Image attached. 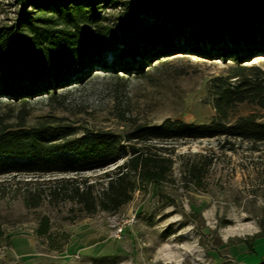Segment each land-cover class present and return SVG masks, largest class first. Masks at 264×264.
Masks as SVG:
<instances>
[{
  "label": "rangeland",
  "instance_id": "obj_1",
  "mask_svg": "<svg viewBox=\"0 0 264 264\" xmlns=\"http://www.w3.org/2000/svg\"><path fill=\"white\" fill-rule=\"evenodd\" d=\"M11 2L0 0V22L13 17ZM108 14L113 18L112 10ZM120 47L106 50L108 67L87 70L80 84L29 99L25 124L47 116L79 131L116 133L165 119L208 125L217 117L215 79L236 81L233 61L182 52L159 63L160 56L147 61L140 76L109 70ZM243 64L264 71V57ZM0 108L8 116L24 114L6 99ZM246 114L262 120L264 108L239 104L228 122ZM136 145L170 158V170L158 182L132 177V197L115 212L88 213L78 202L48 199L45 193L54 180L70 177L92 182L97 194L103 172L122 160L72 174L1 173L0 264H251L264 258V142L220 134ZM193 165L197 177L190 173ZM132 214L119 237L112 236L115 223Z\"/></svg>",
  "mask_w": 264,
  "mask_h": 264
},
{
  "label": "trees",
  "instance_id": "obj_2",
  "mask_svg": "<svg viewBox=\"0 0 264 264\" xmlns=\"http://www.w3.org/2000/svg\"><path fill=\"white\" fill-rule=\"evenodd\" d=\"M11 5L13 17L0 22V100L18 103L20 112L31 98L80 84L87 70L106 69L104 52L116 44L121 47L109 70L140 76L147 61L182 52L233 61L236 81L215 79L217 117L208 125L165 119L124 133L79 131L47 116L27 125L28 111L8 116L0 108V174H72L122 160L103 172L97 194L92 182L70 177L54 180L45 193L48 199L78 202L88 213L115 212L132 197V177L158 182L170 170V158L136 143L220 134L264 142V119L246 114L228 122L239 104L264 108V71L243 64L264 57V0H12ZM190 173L197 177L199 168L193 165ZM251 264H264V258Z\"/></svg>",
  "mask_w": 264,
  "mask_h": 264
},
{
  "label": "built area",
  "instance_id": "obj_3",
  "mask_svg": "<svg viewBox=\"0 0 264 264\" xmlns=\"http://www.w3.org/2000/svg\"><path fill=\"white\" fill-rule=\"evenodd\" d=\"M134 217L135 214H132L130 218H127L122 222L115 223V225L113 226L112 236L119 237L125 225L130 223L132 220H134Z\"/></svg>",
  "mask_w": 264,
  "mask_h": 264
}]
</instances>
